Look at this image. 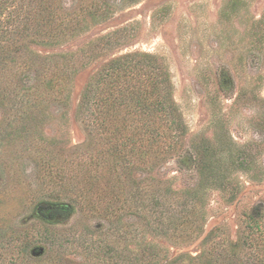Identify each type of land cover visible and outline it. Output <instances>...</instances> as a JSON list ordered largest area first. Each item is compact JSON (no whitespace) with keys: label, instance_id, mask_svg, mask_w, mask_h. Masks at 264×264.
<instances>
[{"label":"rangeland","instance_id":"rangeland-1","mask_svg":"<svg viewBox=\"0 0 264 264\" xmlns=\"http://www.w3.org/2000/svg\"><path fill=\"white\" fill-rule=\"evenodd\" d=\"M0 43V264H156L209 233L226 247L264 209V0H0ZM136 51L171 76L183 127L168 140L136 134L130 109L106 122L81 106ZM183 203L192 241L152 230Z\"/></svg>","mask_w":264,"mask_h":264},{"label":"trees","instance_id":"trees-1","mask_svg":"<svg viewBox=\"0 0 264 264\" xmlns=\"http://www.w3.org/2000/svg\"><path fill=\"white\" fill-rule=\"evenodd\" d=\"M60 23V26L65 25V19H62ZM59 35L62 34L57 31V37ZM113 40L108 44H111ZM97 48L98 46L93 51ZM3 51L10 53L9 44L1 46L0 43V53ZM173 94L174 87L171 84L169 71L159 63L155 55L137 51L127 52L111 59L94 74L83 93L81 106L86 112L88 111V114L97 111L100 116L101 113L102 119L98 120L106 122L117 116H108L111 111L119 112L130 109V113L138 117L133 124L136 134L145 135L147 141L151 142L157 141L158 138L168 140L175 137L172 136L176 127L175 123L178 126L177 129L182 126L181 114H177L178 109L175 108L176 101ZM100 125L105 127L108 123L101 122ZM182 131L185 130L182 129ZM194 155L195 167H198L201 176H204V167H201L199 163L200 153L195 151ZM193 190L195 189L184 191L176 199L184 194L198 195ZM180 206L181 208L177 207L174 212V215L178 216V221L171 223L169 219H166L157 221L158 224L150 221L152 230L158 231L160 237L167 236L182 242L192 241L194 233L187 229L188 224L187 227L185 226L186 215L181 214L185 213L183 210L186 204L183 203ZM262 211H264L263 207L254 206L247 214L248 221L243 235L229 242L226 247L215 248L214 245L209 249L207 239L213 237L212 233H209L202 241L203 248L196 255L178 253L171 256L168 252L164 255L157 252L150 254V261H156V264H219L218 262L222 261L221 255H226V264H264V226L260 223ZM191 226L193 225H190V228ZM180 233L185 234L179 236ZM244 247L247 248L246 251ZM215 249L225 250L226 254ZM125 263H131V259H124L121 264Z\"/></svg>","mask_w":264,"mask_h":264},{"label":"flooded vegetation","instance_id":"flooded-vegetation-1","mask_svg":"<svg viewBox=\"0 0 264 264\" xmlns=\"http://www.w3.org/2000/svg\"><path fill=\"white\" fill-rule=\"evenodd\" d=\"M63 207H57V204H52L46 207V212L48 213L47 215L49 216L50 219H55L57 218V209L61 210ZM51 212V213H50Z\"/></svg>","mask_w":264,"mask_h":264}]
</instances>
